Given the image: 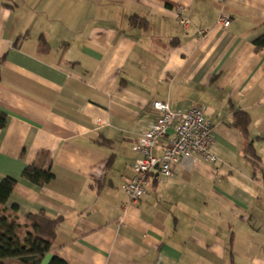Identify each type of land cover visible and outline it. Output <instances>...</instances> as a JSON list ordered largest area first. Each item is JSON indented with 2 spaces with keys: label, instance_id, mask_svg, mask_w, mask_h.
<instances>
[{
  "label": "crops",
  "instance_id": "0c3cea01",
  "mask_svg": "<svg viewBox=\"0 0 264 264\" xmlns=\"http://www.w3.org/2000/svg\"><path fill=\"white\" fill-rule=\"evenodd\" d=\"M262 36L264 0H0V180L17 181L0 209L20 225L62 218L41 264H264V179L235 128L245 114L264 169ZM158 101L205 109L222 169L180 166L131 204L134 145ZM29 166L54 180L29 183Z\"/></svg>",
  "mask_w": 264,
  "mask_h": 264
},
{
  "label": "built area",
  "instance_id": "2783aa9c",
  "mask_svg": "<svg viewBox=\"0 0 264 264\" xmlns=\"http://www.w3.org/2000/svg\"><path fill=\"white\" fill-rule=\"evenodd\" d=\"M175 15L183 28L191 25L182 7L175 10ZM218 23L224 29L230 26V21L225 18H220ZM153 107L161 115L136 141L134 150L139 157L134 165V176L123 187L131 204H137L147 196L156 179L171 178L180 166L201 161L212 165L216 173L222 169V162L213 153L214 127L207 121L203 107L187 113L171 111L167 102H154ZM163 141L162 154L157 157L153 152Z\"/></svg>",
  "mask_w": 264,
  "mask_h": 264
},
{
  "label": "trees",
  "instance_id": "16d2710c",
  "mask_svg": "<svg viewBox=\"0 0 264 264\" xmlns=\"http://www.w3.org/2000/svg\"><path fill=\"white\" fill-rule=\"evenodd\" d=\"M137 17L132 21L137 22ZM140 22H138L139 24ZM257 50H264V36L255 41ZM240 120L235 124V128L245 139V153L252 163L254 171L260 172L264 179V169L260 164V159L256 155L252 142L248 141L249 119L245 114L236 115ZM8 117L0 110V130L7 125ZM51 170H43L37 166H29L23 172V179L29 183L43 187L54 180ZM17 184L12 178L0 180V206L5 207ZM12 210L16 212L17 206ZM62 218L52 219L44 212L29 214L26 217V225L12 222L6 216V209H0V264H7L8 260H17L21 264H41L43 259L51 252L57 237L58 228ZM49 264H67L62 259L53 257Z\"/></svg>",
  "mask_w": 264,
  "mask_h": 264
}]
</instances>
